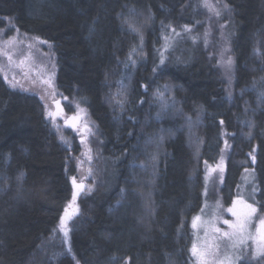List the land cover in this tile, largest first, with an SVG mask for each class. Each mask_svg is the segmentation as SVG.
<instances>
[{"label":"trees","instance_id":"obj_1","mask_svg":"<svg viewBox=\"0 0 264 264\" xmlns=\"http://www.w3.org/2000/svg\"><path fill=\"white\" fill-rule=\"evenodd\" d=\"M222 2L228 11L220 21L234 62L229 99L215 59L197 41L204 33L197 1L0 0V30L14 27L51 45L58 90L95 123L100 167L94 189L79 200L65 245L55 231L71 198L67 150L50 131L38 98L9 90L0 78V264H188L191 219L206 200L205 153L216 146L212 165L222 133L231 146L223 192L229 188L233 195L244 185L264 201V103L258 96L264 91V0ZM125 24L139 31L143 60L130 77L129 102L115 109L109 77L134 41ZM158 82L164 98L175 96L182 116L160 122L169 132L155 165L148 158L154 143L143 145V132L157 129L146 122ZM186 115L200 118L198 162L177 129ZM250 120L255 125L243 127L242 144L238 122ZM244 169L253 173L251 183Z\"/></svg>","mask_w":264,"mask_h":264},{"label":"rangeland","instance_id":"obj_2","mask_svg":"<svg viewBox=\"0 0 264 264\" xmlns=\"http://www.w3.org/2000/svg\"><path fill=\"white\" fill-rule=\"evenodd\" d=\"M194 1L199 2L198 12L203 18L200 22L204 33L197 41L203 42L208 57L215 59L216 67L224 81L226 97L229 99L233 92L234 62L230 52L228 35L224 28L225 24L220 21L222 14L228 10L222 0ZM126 27L130 29L134 41L126 56L122 60H118L116 67L111 70L109 77V86L113 87V91L109 95L111 99L109 100L115 109H121L126 102H129L130 77L134 73L135 65L143 60L139 31L132 24L126 25ZM7 32H10V35L7 36ZM56 71V60L52 54L51 45L47 42L20 32L14 27L8 26L0 30V78L9 90L38 98L42 106L44 120L56 140L67 150V161L74 170V174L69 177L71 198L61 216V218L64 217L67 209L69 218L66 227L69 238L71 225L79 213V200L90 194L94 189L100 175V167L97 155L95 123L85 108L60 93L56 85ZM153 89L148 106V113H152V115L149 114V118L152 121L148 118L146 125L153 122L157 129L155 132L153 131V134L151 131L144 130L145 141L143 145L154 143L152 146L154 151L151 149L148 158H150L151 163L153 161V164L155 160L156 165L159 158L156 149H160L162 139L169 132L165 125L160 122L170 119L173 121L176 115H180V110L175 105L176 98L173 94L164 98L163 91L165 88H163L161 82L155 84ZM258 96L260 105L262 100L264 103V91ZM245 105L244 111H247L249 104L245 103ZM48 113H52V116H49ZM180 122L181 125L177 129L185 135L186 144L195 162H198L203 146V139H200V136L197 135L200 132V128H197L200 118L193 119V117L186 115L183 116V120ZM245 125L249 129L255 123L252 120L247 124L246 121L238 122V127L242 129L239 135V137H242V144L247 137V135L244 136V133L248 134L247 131H243ZM148 133L151 134L148 135ZM218 143L221 147L217 160L211 165L210 159L212 157L210 156L213 155L216 146L209 145L211 151L205 153V156H207L203 161V170L206 175V200L202 204L201 211L191 219L192 237L188 264H201V256L199 255L201 253H207L205 257L207 264H220L225 256L231 257L232 264H264V255L257 254V243L254 240L256 229L259 226V219L264 218V201L254 200L257 189L255 188V191H253L244 185L234 189L233 195L229 188H226L223 192V179L231 146L223 133L221 134V141ZM242 144L239 146V151L242 150L243 158H246L249 152L243 150ZM239 151L235 152L237 157H240ZM161 153H163L162 149ZM236 163L242 166L247 164L244 160H236ZM221 168L223 171L220 170ZM152 169L156 171V166ZM152 169L148 168L149 174L153 172ZM243 172L245 182L249 181L251 183L253 173L248 169H244ZM73 180H75V184ZM78 185L83 187H77ZM74 193L76 198L73 201ZM223 195L228 199L227 203L224 202ZM238 199L253 204L257 208V213L250 220L247 229L253 238L245 237L243 244H240L236 237L229 239L223 235L225 232L231 233L233 231L229 224H225L224 221L228 220L232 224L236 223L237 216H233L228 209L233 208V202ZM234 210L238 215L246 211L241 204H236ZM196 217H199V219L195 221L196 226L194 227L193 223ZM60 221L55 233L60 242L67 245L68 240L65 242ZM193 245L196 246L198 255H193Z\"/></svg>","mask_w":264,"mask_h":264},{"label":"snow or ice","instance_id":"obj_3","mask_svg":"<svg viewBox=\"0 0 264 264\" xmlns=\"http://www.w3.org/2000/svg\"><path fill=\"white\" fill-rule=\"evenodd\" d=\"M48 115L52 116V113H48ZM220 170L223 171L222 168ZM73 183L75 184V180H73ZM77 187L82 188L83 186L78 185ZM253 191H255V188H253ZM75 198H76V194L74 193L73 201L75 200ZM236 204H241L243 208L246 209V211H244L241 215H238V213L234 210ZM228 211L231 212L233 216H237V221L236 223L232 224L228 220H225L224 223L229 224V226L233 229V231L231 233L225 232L223 233V235L228 237L229 239H233V237L238 238L240 244H243L245 242V237L253 238L251 233H248L247 229L249 227L250 220L257 213V208L254 207L253 204H248L243 200L238 199L233 202V208L228 209ZM68 218H69V213L66 209L64 217H62L60 221L61 231H63L64 233L65 242H67L68 240V229L66 227V222ZM198 219L199 217L194 218V223H193L194 227L196 226L195 221ZM217 231H219V229H217ZM254 240L257 243V254L264 255V218L259 219V226L256 229V236ZM233 247H235V245H233ZM67 252L72 253V248L70 245L67 248ZM192 252L193 255H198L197 248L195 245H193ZM199 255L201 256V264H207V259L205 258L207 253H201ZM73 259H75L74 256ZM76 264H79V261H77ZM220 264H232L231 257L225 256L224 260L221 261Z\"/></svg>","mask_w":264,"mask_h":264}]
</instances>
